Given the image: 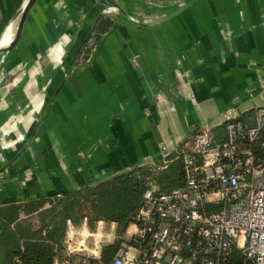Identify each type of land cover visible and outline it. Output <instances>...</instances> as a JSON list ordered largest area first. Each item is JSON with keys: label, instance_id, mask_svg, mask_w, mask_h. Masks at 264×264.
Here are the masks:
<instances>
[{"label": "crops", "instance_id": "crops-1", "mask_svg": "<svg viewBox=\"0 0 264 264\" xmlns=\"http://www.w3.org/2000/svg\"><path fill=\"white\" fill-rule=\"evenodd\" d=\"M112 1L36 0L0 54V205L50 207L59 194L162 161L163 145L172 154L200 128L224 126L234 103L254 124L248 116L264 102L263 6L201 0L164 23L126 21L103 35L93 63L77 65ZM26 2L0 0V49ZM21 217L40 225L38 211Z\"/></svg>", "mask_w": 264, "mask_h": 264}, {"label": "built area", "instance_id": "built-area-1", "mask_svg": "<svg viewBox=\"0 0 264 264\" xmlns=\"http://www.w3.org/2000/svg\"><path fill=\"white\" fill-rule=\"evenodd\" d=\"M254 110L247 125L234 103L224 113L223 140L203 127L177 148L183 183L145 190L109 261L102 247L87 256L81 246L54 264H264V102ZM162 150L155 171L173 161Z\"/></svg>", "mask_w": 264, "mask_h": 264}, {"label": "trees", "instance_id": "trees-1", "mask_svg": "<svg viewBox=\"0 0 264 264\" xmlns=\"http://www.w3.org/2000/svg\"><path fill=\"white\" fill-rule=\"evenodd\" d=\"M213 131L217 140L224 139V126ZM175 156L164 170L155 171L151 164L139 165L96 185L56 196L49 200L50 207L41 209L35 204L19 202L0 205L3 253L0 264H54L55 260H63L69 226H79L84 221L92 230L101 220L115 222L117 232L122 234L137 214L147 188L156 185L161 190H170L183 183L182 161ZM86 207L91 214L80 213ZM22 211L25 214L38 211L39 227L33 229L21 217ZM119 243L120 238L103 247V260H110Z\"/></svg>", "mask_w": 264, "mask_h": 264}, {"label": "rangeland", "instance_id": "rangeland-1", "mask_svg": "<svg viewBox=\"0 0 264 264\" xmlns=\"http://www.w3.org/2000/svg\"><path fill=\"white\" fill-rule=\"evenodd\" d=\"M198 1L201 0H122V1L113 0L111 3L102 5V7L99 9L98 12L95 28L90 32L89 36L84 40V42L80 46L78 53L79 60L76 61V64L83 66L85 68L88 64L93 63L94 61L93 59L99 51L100 41L103 35L113 30L115 27L125 24L126 21L134 24L137 28L143 25H154V24L156 25V24L164 23L174 17L179 16L181 12L186 10L189 6L196 4ZM209 1H217V2L236 1L239 3L241 0H209ZM122 3L124 4V6H122L123 5ZM254 5L264 7V0H253V6ZM263 78L264 75L260 74L259 75L260 86ZM260 94H261V90H260ZM224 132H226L225 128H224ZM84 147L85 146H80L79 150L82 152L81 153L83 154L82 156H84V158L82 159L84 161H87V158L84 155L85 153H83ZM175 152H173L174 155L176 154ZM173 153L171 155L172 157L174 156ZM159 162L160 161L146 163V164L152 165L155 163L158 164ZM128 170L131 169H127L126 171ZM107 177L108 180L109 175ZM90 178H93V176ZM100 182L101 181H99L98 183ZM80 213L83 215H89L91 214V210L88 207H86L85 209L81 210ZM68 232H71V234L76 233V235L74 241L71 242L67 240L68 237L67 235L65 240V248H64L65 250L63 256L64 259L67 257L66 253L68 248H70V250H73L74 252L80 251V250H76V248H78V242L82 241L83 239L85 240L84 242L85 246L82 247L84 251L81 252L80 255L87 254L88 256L94 254L95 248L97 246H100L103 249L105 245L113 243L116 239H119L121 236V234L117 232V224L115 222H106L104 220H101L96 224L95 230L90 229L87 224V221H84L79 226H73V230L71 229ZM80 255L78 254L75 260L78 257H80ZM2 257H3L2 247H0V262L2 261L1 260ZM73 259L74 258H70V261H73Z\"/></svg>", "mask_w": 264, "mask_h": 264}, {"label": "water", "instance_id": "water-1", "mask_svg": "<svg viewBox=\"0 0 264 264\" xmlns=\"http://www.w3.org/2000/svg\"><path fill=\"white\" fill-rule=\"evenodd\" d=\"M35 1L36 0H27V2L25 3L24 7L21 9V11L19 13V24H18V27H17L16 34H15L14 38L11 40V42H9V44L7 46H5L4 48L0 49V54L5 52V51H9L17 43V41L21 37L26 17L28 15L30 9L32 8L33 4L35 3Z\"/></svg>", "mask_w": 264, "mask_h": 264}, {"label": "bare ground", "instance_id": "bare-ground-1", "mask_svg": "<svg viewBox=\"0 0 264 264\" xmlns=\"http://www.w3.org/2000/svg\"><path fill=\"white\" fill-rule=\"evenodd\" d=\"M67 235H68L67 239H68L69 242L74 241V238H75L76 233H72V234H71V232H68ZM84 242H85L84 239H83L82 241L78 242V248H76V250H80L79 248H80L81 246H85V245H84ZM74 243H75V242H74ZM71 244H73V243H71Z\"/></svg>", "mask_w": 264, "mask_h": 264}]
</instances>
